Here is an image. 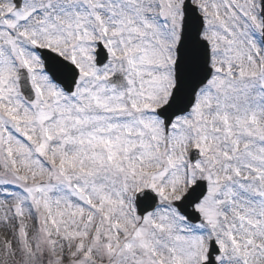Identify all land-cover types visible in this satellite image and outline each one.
Here are the masks:
<instances>
[{
    "label": "snow or ice",
    "instance_id": "1",
    "mask_svg": "<svg viewBox=\"0 0 264 264\" xmlns=\"http://www.w3.org/2000/svg\"><path fill=\"white\" fill-rule=\"evenodd\" d=\"M0 264H264V0H0Z\"/></svg>",
    "mask_w": 264,
    "mask_h": 264
}]
</instances>
